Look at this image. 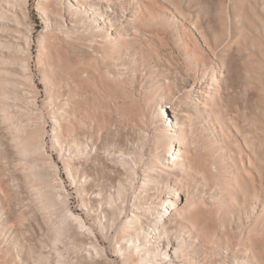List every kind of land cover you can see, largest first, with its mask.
I'll list each match as a JSON object with an SVG mask.
<instances>
[{
    "label": "rangeland",
    "instance_id": "rangeland-1",
    "mask_svg": "<svg viewBox=\"0 0 264 264\" xmlns=\"http://www.w3.org/2000/svg\"><path fill=\"white\" fill-rule=\"evenodd\" d=\"M49 1L27 0L26 8H11L25 24L21 30L29 39L28 76L34 86L28 84L35 100L29 108L34 109L35 120L44 122L46 146L52 116L68 100L72 102L66 109L79 115L61 119L65 128L81 131L88 126L101 137L108 131L128 146L142 131L149 136L159 134L161 122L165 128L175 126L173 113L183 112L177 115L184 133L180 149L183 158H193L195 172L179 173V204H193L200 217L212 219L205 233L207 258L215 260L219 253L227 255V264L233 263L228 247L264 264V0H112L110 4L95 0L97 6L111 11L113 25L108 30V23L100 24L103 33L91 27L90 18L79 9L89 0H58L66 9L61 21ZM119 1L127 9V20L132 9L144 16L137 14L140 22L129 25L134 29L131 40L122 37L117 43L103 42L99 36L105 32L118 37L116 27L126 19L118 14ZM0 4L9 7L5 0ZM47 17L53 21H46ZM75 20L79 21L72 26ZM3 38L16 39L10 33ZM55 68L57 76L52 74ZM205 77L214 86L208 108L202 107L198 96H191L192 86L199 89ZM190 97L199 100L200 113L189 106ZM47 151L68 189L70 207L79 211L76 188L61 156ZM162 151V145L154 148L149 142L142 158L149 161L150 154L157 156ZM179 163L183 171L186 162ZM171 183L178 187L174 179ZM0 203H8L1 192ZM3 241L0 235V264H19L15 246H10L14 251L8 255ZM104 244L111 256L108 243ZM112 259L118 261L115 256Z\"/></svg>",
    "mask_w": 264,
    "mask_h": 264
},
{
    "label": "bare ground",
    "instance_id": "bare-ground-1",
    "mask_svg": "<svg viewBox=\"0 0 264 264\" xmlns=\"http://www.w3.org/2000/svg\"><path fill=\"white\" fill-rule=\"evenodd\" d=\"M111 1L99 2L110 4ZM5 2L8 9L0 4V192L8 201L6 206L0 203L4 252L10 255L14 251L10 246H15L14 258L19 264H227V255L217 253L215 260L207 258L205 233L213 225L212 219L200 217L193 204L186 207L179 204L182 182L179 173L195 172L193 158L186 155L183 158L180 149L184 144V133L177 115L184 113H173L175 126L169 123L170 129L161 122L157 127L159 134L149 136L142 131L128 146L108 131L101 137L95 136L88 126L81 131L75 127L65 128L61 119L79 115L66 109L72 102L68 100L60 112L52 116V132L48 134L50 144L46 146L42 138L44 122L35 120L37 115L32 107L29 108V104L35 105L34 90L29 85L34 84L28 76L29 39L22 31L25 24L11 10L13 7L26 8L27 0ZM94 2L89 0L86 7L79 9L90 18L89 24L94 29L103 33L100 24L108 23V30H111L109 7L103 8ZM48 5L55 6L59 21L64 19L66 9L58 0H50ZM37 6L46 15L41 1ZM117 8L120 17L124 18L127 14L125 5L119 1ZM128 13H132V17L127 20L126 15L116 27L120 29L118 37L104 32L99 36L100 40L109 43H117L122 37L131 40L134 29L129 25L140 22L137 14L142 16L144 12L132 9ZM150 13L146 11L145 14L149 16ZM99 19L101 22L97 24L95 21ZM46 21L53 20L47 17ZM77 21H73L72 26ZM8 33L16 39L5 41L3 37ZM54 48L60 56L58 46ZM195 55L196 60L198 54ZM57 69H53L54 76H57ZM40 71L45 76L46 73ZM201 82L199 89L192 86L191 96H198L203 101L202 107L208 108L209 94L214 86L206 77ZM205 88L209 90L205 91ZM157 98L160 102L164 99L162 96ZM198 102L192 97L189 99V106L196 113L201 112L197 108ZM149 142L154 148L162 145L163 151L157 156L150 154L151 159L144 161ZM64 145L67 148H63ZM47 148L61 156L68 178L76 188L79 211L70 207L68 189ZM91 148L94 154H90ZM182 161L186 162L183 171L179 169ZM139 165H142V171L136 169ZM171 179L178 187H173ZM201 234L203 237L199 236ZM104 242L108 243L111 256L118 261L108 255ZM226 250L232 255L233 263L230 264H258L247 254L233 252L228 247ZM200 256L204 259L199 260Z\"/></svg>",
    "mask_w": 264,
    "mask_h": 264
}]
</instances>
